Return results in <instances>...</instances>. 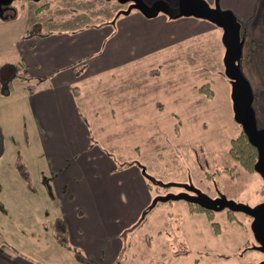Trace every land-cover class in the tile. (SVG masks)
<instances>
[{"label": "rangeland", "instance_id": "374dc122", "mask_svg": "<svg viewBox=\"0 0 264 264\" xmlns=\"http://www.w3.org/2000/svg\"><path fill=\"white\" fill-rule=\"evenodd\" d=\"M143 1L150 4L156 0ZM166 1L175 6V0ZM258 1L264 7V0ZM10 5L2 6L6 9L5 18H0V234L4 245L22 256L33 257L41 263H46V257L61 264H77L74 249L64 248L53 238L51 231L57 215L42 200L43 194L50 196L45 185L49 174L44 135L26 93L29 85L36 83L35 79L16 77L12 84L9 82L15 72L14 60H21L16 45L19 39H31L38 32L54 36L78 34L87 25L113 23L123 6L117 0H14ZM15 17L17 21L8 26L10 21L5 19ZM261 19H253L249 25L247 20H240L247 37L239 64L251 82L258 128H264V18ZM213 25L207 24V30L199 34L191 33L194 27L185 26L184 37L170 44L161 56L158 51L138 59L135 75L140 78L130 79L133 84L127 88L125 105L123 102L117 112L113 132L100 130L97 134L95 127L92 130L119 166L139 163L148 175L160 181V186L152 184L154 197L178 194L182 188L175 185L180 184L195 187L213 199L224 195L238 204L254 207L264 201V180L238 160L241 153L232 142L243 129L234 117L232 87L225 73L223 29ZM260 26L257 31H250ZM40 39L35 42L36 52L41 44L48 42L44 37ZM155 56L162 60L151 64ZM155 71L158 75L163 72L162 76H150ZM113 74L118 73L114 70ZM155 78L160 81L151 84ZM108 83L117 93L126 87L121 80L109 79ZM207 83L214 91L213 96L197 91ZM154 84L159 100L152 102L157 103L154 109L158 111L148 110L151 102L147 100L143 111L138 108L132 113L134 120L143 115L142 123L120 130L118 124L124 110L136 103L134 93L138 95L142 90L146 94ZM119 99H124L123 94ZM139 144L143 151L137 152ZM18 159L29 170L31 187L15 168ZM166 184L173 187H161ZM229 211L227 208L214 213L201 211L185 200L158 203L135 230L122 233L127 250L120 261L122 264H258L263 261L262 252L253 248L244 250L258 245L251 228L252 217L236 211L230 215ZM196 216H202L200 224L194 223ZM213 222L218 223V229ZM158 231L163 236L158 238ZM195 232L206 244H196ZM214 232L222 233L215 242L210 239ZM41 249L48 254H37Z\"/></svg>", "mask_w": 264, "mask_h": 264}, {"label": "crops", "instance_id": "0c3cea01", "mask_svg": "<svg viewBox=\"0 0 264 264\" xmlns=\"http://www.w3.org/2000/svg\"><path fill=\"white\" fill-rule=\"evenodd\" d=\"M208 1L212 3L215 0ZM220 6L231 10L239 21L247 20L248 25L253 19L264 18V7L258 0H220ZM5 20L10 21L9 26L17 18ZM207 24L212 25L196 17L170 19L159 14L148 18L140 11L133 10L118 16L113 23L87 25L78 30V34L59 33L54 36L45 32L47 35L44 39L48 42L41 44L37 52L35 42L43 37L40 32L31 39H19L16 44L21 60L15 59L14 62L17 65L22 61L26 66L23 72H27L36 82L29 85L26 93L44 135L43 146L49 174L45 185L50 198L46 193L42 200L55 210V223L64 222L66 236L74 252H81L96 264H116L126 251L122 233L140 221L154 196L138 165L120 169L111 153L106 152L105 146L100 144L92 127L96 128L97 134L100 130H106L108 134L113 132L127 88L133 84L131 80L140 78L135 75L138 59L152 52L155 55L158 51L161 56L170 44L184 37L185 26L194 27L191 33L196 31L199 34L201 30H207ZM261 27L251 28L250 31H257ZM242 33L244 38L247 37L243 27ZM161 60V57L155 56L151 64ZM83 65L84 70L77 73V68ZM114 70L117 75L113 74ZM16 73L11 76L10 84L18 77ZM162 74L158 75L155 71V75L150 76L157 78ZM156 78L151 84L155 80L160 81ZM109 79L121 80L126 87L119 93L118 90L114 92L109 87ZM155 85L149 86L146 94L142 90L138 95L134 93L136 103L124 110L122 121L118 124L120 130L127 125L138 126L142 123L144 116L134 120L132 113L138 108L143 111L147 100L151 102L147 109L158 111V108L154 109L157 103L152 102L159 100ZM74 87L79 88L80 96L74 94ZM121 94L123 100L119 99ZM260 113H263L262 110ZM136 147L137 152L143 151L142 145ZM201 219L202 216H196L194 223L200 224ZM51 232L58 241L54 227ZM157 234L160 235H157L158 238L163 236L162 231ZM220 234L214 232L210 239L215 242ZM194 236L198 242L196 244H206L196 232ZM40 253L48 254L42 249L37 252ZM44 259L46 263H41L33 257L20 255L6 245L0 247V264H61L54 259Z\"/></svg>", "mask_w": 264, "mask_h": 264}, {"label": "water", "instance_id": "95a60500", "mask_svg": "<svg viewBox=\"0 0 264 264\" xmlns=\"http://www.w3.org/2000/svg\"><path fill=\"white\" fill-rule=\"evenodd\" d=\"M13 1L14 0H0V18H5L2 6L10 5ZM118 1L121 3L133 1L134 3L129 10L123 12L124 14H129L132 11L131 9L135 8L148 18H154L160 13L172 19L182 16H194L207 19L223 29L222 41L226 49L224 66L225 73L232 84L231 97L233 101L234 117L242 126L249 142L256 147L258 151V159L254 168L264 180V128H258L257 126L256 110L253 107L255 97L250 84L251 82L243 75L239 64L242 58V48L245 43V38L241 35L242 24L238 21L234 13L231 10H223L220 7L219 0H216L215 7L210 6L206 0H178L177 7H172L170 2L166 0H156L152 5L147 4L143 0ZM147 177L157 184L160 183L155 181V179L148 174ZM170 186H173V184L164 185V187ZM175 186L185 188L186 191L178 194L169 193L166 196H158L153 200L150 207H153L158 202L186 200L212 211H221L227 208L236 212H244L253 219L251 228L254 233L255 241L258 243L253 249L264 254V201L251 207L245 204H238L227 199L224 195L213 199L208 194H204L195 187H188V185L179 184ZM191 191H194L196 195H191ZM258 264H264V260Z\"/></svg>", "mask_w": 264, "mask_h": 264}, {"label": "trees", "instance_id": "16d2710c", "mask_svg": "<svg viewBox=\"0 0 264 264\" xmlns=\"http://www.w3.org/2000/svg\"><path fill=\"white\" fill-rule=\"evenodd\" d=\"M41 36H46L47 34L44 32H40ZM26 68L25 64L20 61V63H18L15 67H14V71H16V75H18V77L27 79L28 74L27 72H23L24 69ZM85 66H81L79 68H77V73H80L84 70ZM20 72H22V74H20ZM74 94L76 96H80V90L78 87H74L72 88ZM197 91H200L202 93L207 94L208 96H213V89L211 87V85L209 83L206 84V86H202L201 88L197 89ZM3 93V92H2ZM7 94L9 93V89L6 92ZM5 92L3 94H6ZM6 94V95H7ZM232 142L237 144L238 147L236 148V150H238V152H240L241 154H239L238 156V160L240 162H243L246 168L250 169V170H254L255 171V163L258 159L257 155H258V151L256 149V147H254L248 140L247 135L244 133V131L237 137V138H233ZM127 163L125 164H121L120 168L126 167ZM16 170L18 171V173L20 174V176L24 179L25 183H27L29 185V187L32 186L31 184V178H30V173L29 170L27 169L26 165L23 163L22 160L18 159L17 163L15 165ZM149 183V187H153L152 186V182H148ZM163 188V187H162ZM187 204L189 206L193 205V206H198L199 209L201 211H206V212H211L214 213V211L208 210L203 208L202 206L192 203V202H187ZM230 215L232 214L233 211H229ZM210 218H212L211 216L213 215H208ZM209 218V219H210ZM212 225L218 229L219 225L217 222H213ZM0 229H1V225H0ZM55 230H56V238L57 240L67 249H71V245L68 242L67 236H66V227L63 221H58L55 224ZM5 243L4 241V237L0 234V247L3 246ZM75 254H76V258L78 260L79 264H94L92 261H90L89 259H87L83 254H81V252H77L75 250Z\"/></svg>", "mask_w": 264, "mask_h": 264}, {"label": "flooded vegetation", "instance_id": "af4514ba", "mask_svg": "<svg viewBox=\"0 0 264 264\" xmlns=\"http://www.w3.org/2000/svg\"><path fill=\"white\" fill-rule=\"evenodd\" d=\"M106 1H112V0H106ZM118 1V0H117ZM171 1V0H170ZM119 2V1H118ZM122 6H123V8L122 9H120V10H123L121 13H123L124 11H127V10H129L133 5H134V3H133V1H126V2H123V3H121V2H119ZM153 3H150L149 5H152ZM173 5H175V6H173V7H176V6H178V0H175V3L173 4ZM11 5H9V7H10ZM3 10H6L5 8H3ZM131 10H137V9H135V8H132ZM121 14H118L117 16H116V18L118 17V16H120ZM115 18V19H116ZM188 187H191V186H188ZM182 191H186V189L185 188H182ZM181 192V191H180ZM194 191H191L190 192V194L191 195H194ZM256 244H258V243H256ZM254 246H256V245H253L252 247H246L244 250L245 251H247L248 249H252Z\"/></svg>", "mask_w": 264, "mask_h": 264}]
</instances>
